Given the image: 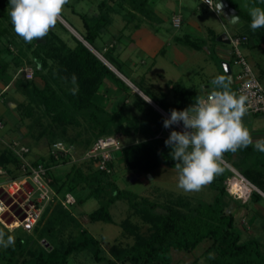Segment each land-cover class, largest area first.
Masks as SVG:
<instances>
[{"label":"trees","instance_id":"1","mask_svg":"<svg viewBox=\"0 0 264 264\" xmlns=\"http://www.w3.org/2000/svg\"><path fill=\"white\" fill-rule=\"evenodd\" d=\"M226 1L236 11L240 21H244L247 25V29L235 35L247 36V41L254 39L262 43L264 28L255 31L251 29L249 9L246 10L242 6V0ZM247 1L250 7L264 8L262 0ZM125 2L127 19L125 27L135 21L137 22L134 26L137 28L145 21L152 25L161 22L162 18L149 0H125ZM0 4L3 5L4 0H1ZM99 7L100 12L97 14L79 13L85 29L80 34L94 48L96 39L102 36L104 28L110 22L109 14L114 11L113 5L108 0L101 1ZM0 8L3 10L2 6ZM4 35L5 31H0V82L5 86L14 85L21 94L26 96L28 100L20 102L16 109L23 120L32 119L30 132L36 126L42 127L37 134L38 138L50 132L52 140L50 144H53L61 140L57 139L59 136H66L68 126L80 125V117H83L95 131V138L92 142L89 141V147L96 139L105 135L143 137L142 140L123 145L121 151L110 163L113 169L111 173L99 168H95L92 172H85L81 167L73 165L64 176L54 177L52 185L60 192V195L67 192L73 193L77 203H84L91 198L97 199L100 203L99 207L89 214L92 222L113 223L115 220L111 213V206L118 200L126 199L133 209L132 213L149 224L150 232L148 235L142 233L141 226L133 222L131 217H126L121 222V226L126 235L135 238L134 243L111 244L107 254H103L102 241L88 229L82 228L78 221L71 217V210L58 201L46 208L35 228L40 232L39 238L46 240L50 238L48 247L43 246L39 241L33 242L32 239L25 243L16 241L14 246L0 251V264H68L73 253L83 250H90L97 261H106L108 264H180L181 256L194 252L206 240L210 243L202 255L214 254V258H209V264H264L262 242L257 237L242 242V232L237 227L235 216L226 210L225 198L229 196L226 180L234 176V171L223 162H227L264 192V152L257 151L253 145H249L234 154L224 153L221 162L224 170L209 183L214 194L212 200L201 198L194 200L187 196H178L162 204L146 196L139 197L137 192L121 187L113 178L115 160L122 159L126 168L138 175L151 176L152 171L161 165L175 169L176 161L170 155L171 148L164 143L169 136L162 134L165 115L150 102L145 101L146 99L140 93L136 92L75 35H73L74 45H70L54 29L50 30L43 41H34L33 56L38 60L39 66L36 77L33 75L32 78H26L23 73L14 75L9 71L11 61L19 68L22 58L13 52L11 40L2 41ZM218 36L217 33L212 36L215 43H219ZM175 40L195 49L203 47L201 40L189 33L177 36ZM105 50L110 54L109 49ZM7 56H11V60H8ZM22 56H25L24 52ZM215 56L223 62L217 54ZM234 57L232 55L231 62ZM111 63L122 71L115 61ZM221 69L224 72L222 67ZM73 74L77 78L78 85V92L75 95L71 92L74 87L71 81ZM258 76L264 84L261 78L264 76L263 69L262 74ZM37 78L41 79V83L37 81ZM107 79L116 85L124 97L121 103L111 102V108L101 104L97 97ZM132 82L169 114L172 109L181 111L192 106L204 95L199 89H189L181 83H175L173 89L176 97L170 101L165 92L158 95L143 82ZM230 85L236 93L235 80ZM44 117L50 118L48 125H44ZM58 128L61 129L59 133L55 131ZM68 155L63 154L59 159L50 155L47 159L39 158L35 162H42L50 167L51 176L54 165L66 161ZM18 166L19 158L10 148L0 151V167L12 172L14 169L17 170ZM13 174L19 176L15 172ZM80 187L88 189L84 197L80 192H76ZM259 190H253L248 203L264 201V196ZM63 215L71 217L81 227L79 234L66 244L59 243L54 229L56 224L64 221ZM25 249L29 250L30 257L19 262L16 254ZM176 253L179 256L178 259L175 256ZM199 258L197 257L189 264H195Z\"/></svg>","mask_w":264,"mask_h":264},{"label":"rangeland","instance_id":"2","mask_svg":"<svg viewBox=\"0 0 264 264\" xmlns=\"http://www.w3.org/2000/svg\"><path fill=\"white\" fill-rule=\"evenodd\" d=\"M101 1L103 0H69V3L65 5V11L62 13L61 19L58 20L53 29L70 45H74L75 40L73 35L78 37L81 35L80 33H83L85 30L83 26V19L79 12L97 14L100 12L99 3ZM108 1L113 5L114 11L109 14L110 22L104 28L102 36L98 37L94 43L95 48L99 50V52L90 44L91 48L95 49L100 56H106L107 58L103 56L106 61L108 58L112 62L116 61V63L120 65L121 69L124 66L125 70L123 72L130 80L134 82H143L145 86L158 95L161 92H165L170 101L174 100L176 97V93L173 89V85L175 83H181L189 89H199L202 94L212 93V91L217 90L212 85L211 81L219 75L228 76V74H225V66H228L229 63L228 61L220 62L215 56V54L218 55L217 46L225 50H230V52L232 50L231 55L234 54L231 44L221 42L215 43L212 36L216 33L220 35L223 32H227L229 36L236 37V33L243 32L247 29V25L244 24V21H240L239 19L240 23H237L238 25H234L226 18L224 12V15H218L201 0H149L152 7L162 18L161 22L152 25L151 23L145 21L137 28L134 26L135 22H137L135 21L125 27L127 22L125 16V0ZM241 4L244 8H246V10L253 8L249 6L247 0H242ZM0 6H2L3 9L0 10V31H5L2 41L7 42L8 40H11L13 42L11 44L13 52L22 58L19 68L15 66L13 61H11L9 71L15 75L20 71V69L29 68L35 76L36 70L39 66L38 60H36L33 56L35 43L34 41L26 43L15 33L11 17L9 15L10 6L8 4V0H4V4H0ZM227 10L231 13L233 12V8L230 6ZM178 12H180L182 16L181 27H175L173 25V17ZM234 15L237 14L235 13ZM75 29L79 33L76 32ZM142 29H146L145 32L147 31L154 36L156 35L157 37L159 36L162 38L160 39V42L162 41L163 48L159 49L158 52L154 54L152 52H145L146 54H143L144 50L142 47H144V43H140L139 45V39L144 33ZM188 33L201 40V44L203 45L202 49L197 50L175 41L176 36H184ZM147 41L149 40H146V42ZM248 43H250V41L242 43L241 50L249 59L254 51L248 46L245 47ZM174 46H176L174 49H179L181 53L185 52V54L180 57V54H176L174 52ZM105 49H109L110 54H108ZM256 51L260 52L261 56L262 54L264 55V51ZM22 52L25 53V56H22ZM7 57L8 60H11V56ZM235 58L236 57H234V60L229 63V68L231 69L232 67L233 73L237 75L241 69V65L235 61ZM110 60H108V62H110V66L115 68ZM262 65V69L264 70V60H262ZM221 67L224 69V72ZM115 70L118 71L116 68ZM254 70L258 73V75L262 74V72L255 67ZM261 78L264 81V76ZM37 81L41 83L40 78H37ZM126 82L139 93L140 90L136 85L128 80ZM0 85L3 86V83L0 82ZM115 87L116 85L112 84L111 81L108 79L105 80L101 87L102 90L97 96L101 104L111 108V102L121 103L123 101V93ZM1 90L2 88L0 86V91ZM230 91L234 92L232 85H230ZM4 97L8 98L9 102L12 103L11 105L13 108H10L3 103V100L5 101ZM27 100L26 96L21 94L14 85H11L7 89L4 96H0L1 111L3 109L4 111L8 109L12 110L10 118H8L6 114H2L5 119H2V121L4 125H6L7 133L2 138L0 137V151L7 148V141L16 139L26 143L30 147V159H47L50 156V149L52 145L50 144L52 141L50 132L47 135L38 138L37 134H39L42 127L36 126L34 130L30 132L32 119L25 118L23 120L16 109L20 102H26ZM162 111L167 113L164 110ZM168 117H170L169 113L166 115V118ZM80 121V125L73 124L68 126L65 137L59 136L57 138L63 140L69 147H71V150L69 151L66 161H62L61 163L54 165L52 175L50 176L52 182L54 177L64 176L73 165L81 167L85 172H92L96 168L93 161H89L85 158L90 142H92L95 138V131H93L92 127L83 117H80ZM257 122H264V115L258 114L256 116L247 111L242 118L243 125L249 131L252 129L253 123ZM43 123L44 125H48L50 123V118L44 117ZM60 130L61 129L58 128V130L55 131H58L59 133ZM172 130L179 131V126L174 125L172 128H164L162 134L169 136V132ZM142 139L143 137L140 135L120 137L123 145ZM164 167L167 166L161 165L153 170L151 176L148 174L138 175L134 172H130L126 168L122 159H117L115 160V173L113 174V178L121 187L137 192L140 195L139 197L146 196L162 204H166L171 199L178 196H187L194 200L199 198L212 200L211 198H213L212 196H214V194L209 187V184L204 186L200 191L185 192L177 186L178 174L176 172H170L166 168L164 169ZM13 172H15L16 175H19L15 169L12 172L9 171V177L0 175V184L5 180L9 181L12 177L17 178L18 176H14ZM77 191L80 192L83 197L88 193V189L85 187H80L76 190V192ZM57 194L60 195V192L57 191ZM233 197L234 196L230 193L229 196H226V210L232 212L235 216L237 227L242 232L241 241L245 242L248 239L257 237L262 242V250L264 251V203L262 202L260 205L256 206L260 213L249 212L251 209L249 210L246 204L239 202ZM0 198L5 199L6 203L11 202V198L6 196L2 188H0ZM58 201L59 199L56 195L47 203H44L42 205L44 207V211L48 206H53ZM99 205V201L95 198L88 199L84 203L76 202L71 206L70 214L71 217H74L76 221H78L82 228L88 229L96 238L102 241L103 254H107V250L111 244L118 243L120 245H131L134 243L135 238L133 236L126 235L123 227L121 226V222L126 217H131L133 222L138 223L142 228V233L146 235L149 234V224L143 222L140 216L132 213L133 209L130 207L128 200H118L111 206V213L115 220L113 223L90 221V212L98 208ZM12 207H14V205ZM19 211L20 210L18 209V212ZM63 216H65L64 221L60 224H56L54 229L59 243L66 244L79 234L81 227H79L71 217L66 215ZM248 219L250 224L245 222L248 221ZM12 220L13 219L10 216L6 220L8 225L1 222L0 231H4L6 234L14 236L15 242L19 241L21 243H25L32 239L33 242L39 241L43 246L48 247L47 244H50V238L47 240L39 238L40 232L35 230L38 223L32 228H26L22 225L10 227ZM209 243V240L203 241L194 252L181 256L182 258L180 259V264H189L197 257L200 258L195 264H209V254L202 255ZM3 249L5 248L0 247V251ZM28 249L17 252L16 255L19 262L30 257ZM175 256L178 259L179 256L177 253ZM68 264L108 263L106 261H97L92 256L90 250H83L73 253Z\"/></svg>","mask_w":264,"mask_h":264},{"label":"clouds","instance_id":"3","mask_svg":"<svg viewBox=\"0 0 264 264\" xmlns=\"http://www.w3.org/2000/svg\"><path fill=\"white\" fill-rule=\"evenodd\" d=\"M68 3L69 0H8L15 33L26 43L43 40L61 19ZM203 3L218 15H224L221 0H203ZM249 15L253 31L264 28V8H250ZM226 18L238 19L236 15ZM71 81L74 85L71 92L75 95L78 92L75 74ZM211 83L217 90L209 97L198 98L195 104L181 111L172 109L170 117L163 120L166 129L183 124V131L172 130L164 143L171 148L170 155L176 161L177 186L185 192L200 191L222 173L224 153L234 154L249 145L264 152V139L253 142L242 123L248 97L230 91L231 81L226 75L216 76ZM145 101L151 102V98ZM14 244V236L0 231V247ZM209 258H214V254Z\"/></svg>","mask_w":264,"mask_h":264},{"label":"built area","instance_id":"4","mask_svg":"<svg viewBox=\"0 0 264 264\" xmlns=\"http://www.w3.org/2000/svg\"><path fill=\"white\" fill-rule=\"evenodd\" d=\"M201 1L203 2V0ZM221 3L224 5L223 12H225L229 7L228 2L226 0H221ZM173 25L175 27H181L182 16L180 13L175 14L173 17ZM230 39V44L233 47V54L237 58V62L241 65V69L235 77L236 93L238 96L245 95L248 97L246 102L247 111L252 114L264 115V84L260 80L249 59L241 50L242 43L246 42L248 38L247 36H230ZM20 73H23L26 78L33 77V72L29 68L20 69L18 74ZM210 95L211 93H206L201 98H207ZM163 114L165 117L168 115V113L164 112ZM178 126L179 131H183V125L180 124ZM4 127L5 125L0 119V129ZM6 144L19 158V166L16 170L19 176L17 178L12 177L9 181L5 180L0 184V188L3 189L6 196L11 198L10 203H6L5 199L0 198L1 205L4 208L0 215V221L8 225L6 220L11 216L13 219L12 223L15 221L19 224L18 226L22 225L26 228H32L43 215L44 207L42 205L56 195L64 207L71 210V206L77 202L76 196L71 192H67L64 195L57 194V191L52 185V180L50 179V167L45 163L35 162V160L30 159L31 149L26 143L14 139L7 141ZM122 147L123 144L119 135L101 136L87 149L85 158L89 161H93L96 168L111 173L113 169L110 163L115 159ZM70 150L71 147L63 140H57L51 145L50 155H54L59 159L61 155L69 154ZM233 170L235 176L226 180L227 190L234 198L240 200L242 203H246L250 199L253 190L259 189L239 171L234 168ZM0 175L9 177L10 173L6 168L0 167ZM234 178L239 179L241 183L247 186V190L244 194L232 191L231 181ZM13 205L14 207H12ZM18 209L20 210L19 212Z\"/></svg>","mask_w":264,"mask_h":264},{"label":"crops","instance_id":"5","mask_svg":"<svg viewBox=\"0 0 264 264\" xmlns=\"http://www.w3.org/2000/svg\"><path fill=\"white\" fill-rule=\"evenodd\" d=\"M79 13H81V12H79ZM178 13H180V12H178ZM225 15H226V17H230V16H232V15H234V13H231V12H229L228 10H225ZM240 23L239 22V18L234 22V23H232V24H236V25H238V24ZM76 30V29H75ZM145 30L146 29H142V31L144 32L142 35H141V38L139 39V45H140V43H144L143 45H144V47H142V49L144 50V53L143 54H146V53H150V52H152L153 54L154 53H156V52H158V50L159 49H162L163 48V43H162V41L160 42V39H162V38H160L159 36L157 37L156 35L154 36V35H152V34H150V33H148L147 31L145 32ZM76 32H78L77 30H76ZM79 33V32H78ZM233 33H235V32H233ZM177 37V36H176ZM175 37V38H176ZM146 40H149V41H147L146 42ZM176 41V40H175ZM250 47V49H252L253 51H254V53L249 57V61H250V63H251V65L253 66V68L255 67V68H257V69H259L261 72H262V68H263V65H262V60H264V55L262 54V56L260 55L261 53L260 52H257L256 50H258V51H264V41L262 42V43H258L257 41H255V40H253V39H251L250 40V43H248V45H245V47ZM176 46H174L173 47V49L175 48ZM198 50V49H197ZM146 52V53H145ZM174 52L176 53V54H180L179 56L180 57H182L184 54H185V52H182L181 53V51L179 50V49H174ZM217 53H218V56H219V58H221L222 60H223V62L224 61H228L229 63L231 62V59H232V55H231V53H232V50H231V52H230V50H225V49H222V48H220L219 46H217ZM220 53H224V54H230L231 55V59L230 60H226V59H223L219 54ZM105 61V60H104ZM235 61L237 62V60H236V58H235ZM106 62V61H105ZM116 62V61H115ZM109 66H110V62H108V60H107V62H106ZM229 63H228V66H225L226 67V70H225V72H226V74H228V77L230 78V80H231V83L235 80V77L237 76V75H235L234 73H233V68L231 67V69L229 68ZM238 63V62H237ZM232 66V65H231ZM111 67V66H110ZM123 80H125V81H131V83H133L132 82V80H130L125 74H124V70H125V68H124V66L122 67V71H120L116 66H115V68L116 69H118V71L117 70H115V68H113V67H111ZM240 71V70H239ZM231 76H232V78H231ZM129 84V83H128ZM134 84V83H133ZM135 85V84H134ZM1 86V88H2V90L0 91V96H4L5 95V92H7V89L10 87V86H5L4 84H3V86L2 85H0ZM203 86V85H202ZM235 86H236V84H235ZM204 87V86H203ZM115 88H117V87H115ZM117 90H119L118 88H117ZM140 90V89H139ZM141 91V90H140ZM139 91V92H140ZM140 93H142L144 96H146L142 91L140 92ZM205 95V94H204ZM148 97V96H147ZM5 98V101L3 100V103L6 105V106H8V107H10V108H13V106L11 105L12 103L11 102H9V100H8V98H6V97H4ZM149 98V97H148ZM150 99V98H149ZM152 101V100H151ZM154 103V102H153ZM155 104V103H154ZM11 111L12 110H10V109H8V110H6V111H4V109L1 111V109H0V119L2 120V119H4L3 118V113L4 114H6L7 116H8V118H10L11 117V115H12V113H11ZM254 115H258V114H254ZM5 120V119H4ZM250 132V134H251V137H252V139H253V142H255L256 140H259V139H264V122H257V123H253V127H252V129L249 131ZM7 133V128H6V125H5V127L3 128V129H0V137L2 138L5 134ZM167 169V170H169L170 172H176L177 173V171H176V169H174V168H170V167H164V169ZM163 169V170H164ZM178 174V173H177ZM259 192L264 196V192L263 191H261V190H259ZM262 202H255V203H246V206L249 208V212H256V213H260V211L259 210H257V207L256 206H258V205H260ZM263 203H264V201H263ZM259 211V212H258ZM249 212H248V214H249ZM247 217H248V215H247ZM245 221V220H244ZM246 223H248V224H250V221H249V219H248V221H245ZM246 226V225H245Z\"/></svg>","mask_w":264,"mask_h":264},{"label":"water","instance_id":"6","mask_svg":"<svg viewBox=\"0 0 264 264\" xmlns=\"http://www.w3.org/2000/svg\"><path fill=\"white\" fill-rule=\"evenodd\" d=\"M235 13V10L233 9V12ZM237 16V15H236ZM238 17V16H237ZM239 18V17H238ZM237 20V19H236ZM236 20L231 21V23H234ZM78 38L80 40H82L92 51H94L95 54H97L103 61L104 59L95 51V49L91 48L90 44L80 35L78 36ZM217 41L221 42V43H226V44H230L231 43V39L230 36L227 32H223L221 33L218 37H217ZM223 59L226 60H230L231 59V55L230 54H224V53H220L219 54ZM105 62V61H104ZM106 63V62H105ZM107 64V63H106ZM108 65V64H107ZM109 66V65H108ZM232 78V76H231ZM140 93V92H139ZM146 100H149V98L147 96H144L142 93H140ZM153 106H155L160 112L163 113V111L161 110V108L154 104L153 101L150 102ZM223 161V160H222ZM227 166H229L231 169H233L227 162L223 161Z\"/></svg>","mask_w":264,"mask_h":264},{"label":"bare ground","instance_id":"7","mask_svg":"<svg viewBox=\"0 0 264 264\" xmlns=\"http://www.w3.org/2000/svg\"><path fill=\"white\" fill-rule=\"evenodd\" d=\"M101 57L105 60V58L103 56H101ZM231 189H232L233 192H238V193H243L244 194L246 192V190H247V186H245L243 183H241L239 181V179H235L234 178L231 181ZM3 210H4V208H3V206L1 205V202H0V215H1ZM18 225L19 224L17 222L13 221V223L11 224L10 227H17Z\"/></svg>","mask_w":264,"mask_h":264}]
</instances>
